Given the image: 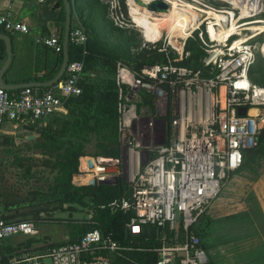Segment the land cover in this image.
I'll return each instance as SVG.
<instances>
[{
    "label": "built area",
    "instance_id": "built-area-1",
    "mask_svg": "<svg viewBox=\"0 0 264 264\" xmlns=\"http://www.w3.org/2000/svg\"><path fill=\"white\" fill-rule=\"evenodd\" d=\"M162 1L168 9L171 7L172 0ZM212 1L222 4L194 6L199 11L195 20L188 22L189 28L183 27L178 33L165 29L159 38L145 41L148 48L162 55L161 61L139 69L121 62L115 64L114 80L118 87L125 88L124 102L119 106L120 133L130 128L135 118L133 105L139 93L155 94L163 103L169 99L172 120L168 136L161 133L163 142L150 157L146 158L142 151L140 167L138 152L128 153L127 163L123 164L128 171V192L108 204L111 212L129 213L124 224L127 232L147 225L161 228L155 236L159 245L147 249L156 253L155 264H205L206 255L195 227L222 184L240 167L243 152L255 147L256 136L264 127V84L251 81L248 76L256 49L260 50L262 43L256 45L255 37L264 33L251 29L250 24L264 21L252 19L264 12L263 0ZM27 31V25L13 18L9 8L0 12V32L11 35ZM86 39L74 15L68 42L82 46L84 54ZM40 41L53 53H61L58 34L52 33ZM188 41L195 53L185 48ZM81 75L82 60H73L66 63L60 80L43 90L27 86L10 94L0 87V127L6 121H41L61 112L63 101L80 93ZM126 95L135 99L126 101ZM241 108L244 111L239 114ZM88 157L83 156V160ZM80 158L78 172L71 178L74 186L88 185L79 183L80 175L91 174V180L96 178L97 183L111 179L108 174H95L80 167ZM164 228L174 234L170 245L165 242ZM178 230L182 238L177 242ZM36 233L34 220L7 221L0 215V264H46L45 260L47 264H109L100 253L122 255L123 251L132 250L98 228L83 232L73 241H43L12 251L3 248L5 239L13 234Z\"/></svg>",
    "mask_w": 264,
    "mask_h": 264
},
{
    "label": "trees",
    "instance_id": "trees-1",
    "mask_svg": "<svg viewBox=\"0 0 264 264\" xmlns=\"http://www.w3.org/2000/svg\"><path fill=\"white\" fill-rule=\"evenodd\" d=\"M76 1L69 0L71 3L70 26L73 25L74 15L79 21V17H81ZM57 3L61 8L63 23V5L61 0H57ZM80 24L87 37L83 47L84 54L82 46L73 45L70 42L67 44L68 61L82 60L80 93L67 97L62 103L61 112L41 120L44 123L37 138L22 142L24 146L22 152H28V148L31 146V152L38 154L41 159L23 156L21 152V161L18 162L20 165L21 162L39 160L40 165L47 167L51 173L53 172L52 179L45 189L34 186L30 191H26L23 201L4 203L0 215L7 221L32 219L37 223L39 220L50 219L49 217H40V213L63 209L65 203L69 209L74 208L72 204L86 207L89 210V217L72 221L73 223L69 224L68 239L64 241H73L83 232L98 228L102 234H109L119 244L132 247V250L123 251L122 255H117L114 252L100 253L108 258L109 264H155L156 253L147 249L159 245L158 238L130 236L125 232L124 227L129 213L111 212L108 206L110 201L126 196L128 192L126 182L117 177L116 183L95 182L91 185L81 186H74L71 183L72 176L78 172L80 157L90 156L97 165L102 167H119L121 162L119 106L124 102L123 94L125 92V88L118 87L114 80L117 56L103 45V41L99 38L93 25H86L87 23L85 24L82 20ZM257 41L259 42L261 39H257ZM185 48L193 49L192 51L196 52L190 41L186 42ZM258 56L255 58L248 76L251 81L264 84L263 59L261 55ZM4 58V45L0 40V65ZM158 60H162V55L155 53L151 58L141 61L140 64L145 65ZM126 65L136 69L138 63L129 62ZM257 72L259 75L256 77L254 73ZM7 92L10 93L9 90ZM143 102L149 103V101L140 99L137 105ZM88 144H91L90 151L87 150ZM256 157L264 158V127L256 136L255 147L243 152V160L238 169L250 168L251 162ZM25 170L28 172L29 168H25ZM52 202H55L56 205L48 209L50 207L47 204ZM20 208L21 212H19ZM68 221L71 222L70 219ZM195 232L197 233V230ZM163 233L166 244H172L174 242L173 232L164 228ZM181 238L182 232L178 230L175 239L178 242ZM205 264L212 263L206 260Z\"/></svg>",
    "mask_w": 264,
    "mask_h": 264
},
{
    "label": "rangeland",
    "instance_id": "rangeland-1",
    "mask_svg": "<svg viewBox=\"0 0 264 264\" xmlns=\"http://www.w3.org/2000/svg\"><path fill=\"white\" fill-rule=\"evenodd\" d=\"M180 1L189 5L193 4L199 8H201L200 3L213 5L222 4L219 2L213 3L212 0H195L196 3L190 0ZM85 5V7H87L85 9L86 15L88 16L86 25L91 24L96 28L99 38L103 41V45L117 56L115 62L124 64L135 62L138 63L136 69L143 66L140 64L141 61L151 58L157 53L155 49L148 48L149 44L145 41L159 38L165 29L167 31H175V28H178L179 25L182 24L172 23L167 20L166 17L162 18V15H157V13H152V16L158 17L159 20L156 18L154 20L145 19L142 14L133 12L134 8L129 0H85ZM140 9V12H144L142 7H140ZM187 9L189 10V8ZM255 18L264 19V12L252 17V19ZM261 24L262 23L250 24V27H258L259 25L261 26ZM257 39H261V41L258 42ZM255 43L256 45L260 43L261 46L263 45L262 51L261 46L260 50L256 49L255 58L261 55L264 67L263 32L255 37ZM157 45L158 44H156L155 48ZM258 75L259 72L254 73V76L257 77ZM140 99L149 101V103L143 102L137 105ZM133 106L135 118L131 122L130 128H124L120 133L121 162L119 167H99L102 170L100 171L101 173L99 172L100 175L108 174L111 179L113 177H119L127 184L129 178L127 176L128 171L124 166L122 168V165L127 163L128 153L134 155L135 152H138V156H140L138 167H140L143 163L141 161V157H143L142 151H144L146 158L153 154L155 147L163 142L161 133L164 132L166 137L168 136L171 130L170 121L172 120L170 119L169 99H167L166 103H163L157 95L150 92L139 93ZM15 142L17 144H15ZM21 142V139L2 140L0 142V210L4 203L11 204L12 202L14 203V201L17 203L23 201L26 191H30L34 186H40L45 189L53 176V172L51 173L47 167L40 165V156L37 157L39 160L25 161L21 162L20 165L18 164V162L21 161L20 153L24 149L23 144H20ZM134 145H138V147H134ZM87 150H91V144L87 145ZM31 151V146H29L27 153H33ZM25 168H29L28 172H26ZM239 171H244L246 173V179L242 180V185L237 183V181L239 182L241 180V175L238 173ZM132 174L133 170L129 176ZM80 176L77 178L79 183L85 184L88 182L87 184L91 185L89 183H95L96 181V178L82 181L79 179ZM236 186L238 187L234 188ZM211 202L213 206L218 205L220 209L223 207L222 211L233 216L241 213L245 214L246 216L242 214V222L255 221L257 227L263 229L264 158L256 157L253 162H251L250 168H241L232 172ZM47 205L50 207L48 209H51L56 203L52 202ZM73 205L74 204H72V207L74 208L69 209L67 208L68 205L65 203L63 204V209L50 211V219L37 221V235L32 238L37 240L42 234L48 233L53 241H60L61 235L69 234V224H72V221L89 217L88 208ZM21 210L20 208L19 212H21ZM45 213H40V217H46ZM69 219L71 222L68 221ZM10 238H21V234H13L8 239ZM47 262L48 261L45 260L46 264Z\"/></svg>",
    "mask_w": 264,
    "mask_h": 264
},
{
    "label": "crops",
    "instance_id": "crops-1",
    "mask_svg": "<svg viewBox=\"0 0 264 264\" xmlns=\"http://www.w3.org/2000/svg\"><path fill=\"white\" fill-rule=\"evenodd\" d=\"M76 5L79 7L80 21L86 24L88 16L85 11L87 8L85 0H77ZM6 8L10 9L13 18L27 25L28 31L8 35L11 60L3 74V79L8 84L36 83L32 87L36 90H43L46 88L44 83L52 79L59 68L61 53H53L41 43L40 39L52 33L58 34L61 39L63 24L61 8L57 0H0V12ZM19 89L9 90L10 94H16ZM37 123L43 124L44 121L4 122L0 127V142L15 139H21L22 142L34 140L24 139L30 134L25 127L27 125L36 126ZM25 153L27 154V152L21 154L24 156ZM89 159L91 158L88 157L85 161L81 157L80 167L89 166L86 165ZM94 166L98 168V171H102L97 164L94 163ZM238 173L241 175V180L237 183L242 185V180L246 179V173L244 171ZM212 204L210 202L207 206L195 227L206 260L212 264H264V228L257 227L255 221L242 222L243 213L233 216L222 211L223 207L220 209L218 205L213 206ZM36 235L37 233L27 237L21 235V238L8 239V237L3 242V248L6 251L21 250L29 245H40L43 241L53 243L59 241H53L48 233L42 234L35 240L32 237ZM60 238L59 242L67 240L68 234L61 235Z\"/></svg>",
    "mask_w": 264,
    "mask_h": 264
},
{
    "label": "water",
    "instance_id": "water-1",
    "mask_svg": "<svg viewBox=\"0 0 264 264\" xmlns=\"http://www.w3.org/2000/svg\"><path fill=\"white\" fill-rule=\"evenodd\" d=\"M134 4H136L139 7L144 8L145 10L151 12V13H166L168 10V4L162 0H131ZM63 5V11H64V21L62 26V36H61V63L59 65V68L56 72V74L53 76L52 79L44 83V86H50L53 83L57 82L61 77L64 70V67L66 63L68 62V56H67V44H68V34L70 30V9H71V3L69 0H61ZM0 40H2L4 45V53L5 58L0 66V87L5 90H11L15 88H23V87H32L36 85V83H21V84H8L3 79V74L5 70L7 69L10 60H11V47H10V37L6 33L0 32ZM135 99V96H125L126 101H133ZM244 111L243 108L238 109V113L242 114ZM43 124L37 123L36 126L27 125L25 129L30 132L29 135H26L24 137L25 140H31L38 137V135L41 132V127ZM24 156L29 157H38V154L35 153H25ZM111 180V181H110ZM110 180H99L98 183H116L117 177H113ZM46 217H50V213H45ZM160 227H155L154 225H147L143 228H137L135 231H125L126 233H129L130 236H148V237H155L160 232Z\"/></svg>",
    "mask_w": 264,
    "mask_h": 264
},
{
    "label": "bare ground",
    "instance_id": "bare-ground-1",
    "mask_svg": "<svg viewBox=\"0 0 264 264\" xmlns=\"http://www.w3.org/2000/svg\"><path fill=\"white\" fill-rule=\"evenodd\" d=\"M129 2L133 5V8H134L133 12L134 13L142 14V16L145 19H153L154 20L156 18V17L152 16L151 12L145 10L144 8H142L144 12H140L141 9H140L139 6L134 4L131 0H129ZM169 4H170V2H169ZM186 7L189 8V10ZM198 11L199 10L194 8V5L192 6V5H189V4H185V3L177 2V1L175 2V1L172 0L171 1V7L169 5L168 11L166 13L160 14V15H162L161 16L162 18L166 17V19L169 20L172 23H175V24L182 23V24L179 25L178 28H175V31H171L173 33H178L179 31L182 30L181 28H183V27L189 28V26L187 25L188 22L190 23L193 20H195V16H197ZM157 15H159V14H157ZM156 19L159 20L158 17ZM257 22H261V21H257ZM261 23H262L261 26L259 25L258 27H254V28L250 27V28L251 29H258L259 31H264V21H262ZM262 50H263V45L261 46V51ZM86 165H89V166H85V168L94 170L97 173L100 172V171H98V168H96L94 166V163H93V161L91 159L88 160ZM91 178H92V175H90V174L81 175L79 177V179L82 180V181H84V180L88 181Z\"/></svg>",
    "mask_w": 264,
    "mask_h": 264
}]
</instances>
